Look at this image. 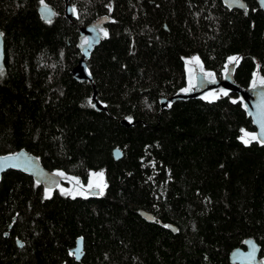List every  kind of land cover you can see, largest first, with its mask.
Masks as SVG:
<instances>
[{
    "label": "trees",
    "instance_id": "obj_1",
    "mask_svg": "<svg viewBox=\"0 0 264 264\" xmlns=\"http://www.w3.org/2000/svg\"><path fill=\"white\" fill-rule=\"evenodd\" d=\"M244 1L248 14L223 0H69V20L65 0H0V156L26 150L59 187L105 177L102 193L71 197L5 173L0 264H236L230 256L248 239L264 264V144L242 139L256 132L244 99L229 91L161 108L187 88L186 57L217 79L236 58L227 71L244 89L264 77V13ZM100 23L93 81H78L80 28Z\"/></svg>",
    "mask_w": 264,
    "mask_h": 264
},
{
    "label": "water",
    "instance_id": "obj_2",
    "mask_svg": "<svg viewBox=\"0 0 264 264\" xmlns=\"http://www.w3.org/2000/svg\"><path fill=\"white\" fill-rule=\"evenodd\" d=\"M223 2L227 7L231 9L241 10L244 11L245 14H248L247 4L244 0H223ZM257 2L260 9L264 13V0H258ZM65 3V15L69 20H71L74 16V10L69 4V0H65ZM241 4L243 5V7L240 6ZM39 13L41 18L46 22H51L55 18V12L50 6L46 4L40 7ZM80 33L86 38L87 43L84 44V46L81 48L82 56L76 67L73 69L72 74L73 77L78 81L92 83L93 78L88 71V60L90 59V56L95 47L99 44L102 36L98 30V24H90L88 26L81 27ZM4 67L5 40L3 35H0V70L4 69ZM229 76L231 79V72H229ZM227 85L229 84L226 82V80L214 81L209 85H203L201 87V90H199L198 92L191 94L179 93L169 98H163L161 99V108L165 109L171 101L195 97L197 95L201 96L211 89H218L219 87H225ZM231 86L233 91L237 92L244 99L247 113L252 118L253 124L256 128L257 140L260 143L264 144V84L256 88L244 89L238 85H235L231 80ZM93 99L95 100V105L98 109L106 110L105 107H102L99 102L96 101V92L94 93ZM122 124L127 126L128 122L122 121ZM122 155L123 154L120 149H115L113 151L115 160L121 159ZM12 170L19 171L33 177V179L38 184H43L44 187L49 190L56 188L60 182V178L57 174L46 170L39 159L26 150H20L13 154L0 156V179L5 173ZM140 216L147 221H153L155 219L152 213L146 211L140 212ZM168 229L173 233L177 232V228L174 225H168ZM18 244L19 246L21 245L20 242H18ZM83 247V239H78L76 247L72 250V253L74 254L75 260L77 262H80L82 260ZM245 247V249L239 248L232 252L230 256V260L232 263L263 264L260 258V248L254 240L248 239L245 242ZM77 249H79V251H77Z\"/></svg>",
    "mask_w": 264,
    "mask_h": 264
},
{
    "label": "rangeland",
    "instance_id": "obj_3",
    "mask_svg": "<svg viewBox=\"0 0 264 264\" xmlns=\"http://www.w3.org/2000/svg\"><path fill=\"white\" fill-rule=\"evenodd\" d=\"M98 27L101 36L105 35L106 31L102 27L101 23L100 25H98ZM236 62H237L236 58L231 59L227 68L228 69L231 68V66ZM185 63H186V74H187L188 84H187V88L183 92L184 94H191L198 92L199 90H201V87L203 85L206 86L214 81H223V80H226V82L229 85L225 87H219L218 89H211L210 91L204 93V95L207 98H214L219 96L220 94L233 91L231 86L229 71H227V68L224 72L223 77L221 79H217L213 73H209L204 69L198 57L196 56L186 57ZM263 84H264V77H261L259 74H256L252 88H256ZM256 138H257L256 132L245 131L242 134V139L246 143H249L250 141L255 140ZM104 188H105V177L102 172H96L90 174V177L86 183H82L76 179H69L66 187L58 186V189L61 192L71 197H75V196L84 197L89 195L100 194L102 193Z\"/></svg>",
    "mask_w": 264,
    "mask_h": 264
},
{
    "label": "snow or ice",
    "instance_id": "obj_4",
    "mask_svg": "<svg viewBox=\"0 0 264 264\" xmlns=\"http://www.w3.org/2000/svg\"><path fill=\"white\" fill-rule=\"evenodd\" d=\"M41 2H43V0H41ZM240 6L243 7L242 4H241ZM49 22H50V21H49ZM0 35H2V33H0ZM105 35H107V33H105ZM85 43H87V41H85ZM230 59H235V58H230ZM90 103H91V101H90ZM93 106H95V105H93ZM20 246L23 247V244L21 243ZM77 251H79V249H77Z\"/></svg>",
    "mask_w": 264,
    "mask_h": 264
},
{
    "label": "flooded vegetation",
    "instance_id": "obj_5",
    "mask_svg": "<svg viewBox=\"0 0 264 264\" xmlns=\"http://www.w3.org/2000/svg\"><path fill=\"white\" fill-rule=\"evenodd\" d=\"M96 195V194H95ZM93 196V195H92ZM246 248V247H245ZM245 248H243V249H245Z\"/></svg>",
    "mask_w": 264,
    "mask_h": 264
}]
</instances>
